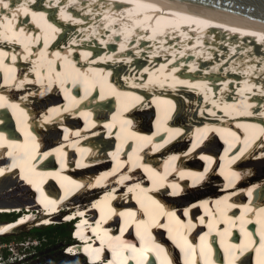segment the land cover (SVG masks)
Wrapping results in <instances>:
<instances>
[{
  "label": "bare ground",
  "instance_id": "6f19581e",
  "mask_svg": "<svg viewBox=\"0 0 264 264\" xmlns=\"http://www.w3.org/2000/svg\"><path fill=\"white\" fill-rule=\"evenodd\" d=\"M8 2L0 213H28L0 236L62 216L90 263L264 264V36L146 0Z\"/></svg>",
  "mask_w": 264,
  "mask_h": 264
},
{
  "label": "rangeland",
  "instance_id": "374dc122",
  "mask_svg": "<svg viewBox=\"0 0 264 264\" xmlns=\"http://www.w3.org/2000/svg\"><path fill=\"white\" fill-rule=\"evenodd\" d=\"M136 117L138 118L140 123H143V126L145 128L148 127L147 129H149V126H152L153 114L151 113L141 114V115L138 114ZM263 167L259 168V171H260L259 174L261 176H262L261 173L264 171ZM21 183L20 185H22ZM212 184L214 183H211V185ZM211 185H209L206 188L211 187ZM31 187H25V188H28L26 190L22 186L17 192H14L13 195H16V196L10 199L12 201L17 200L16 203L13 202L14 204L28 203L29 200L35 202V200H37V197L35 196V193L34 195H31L32 194ZM36 189L38 190V188ZM212 191L213 189H210L208 191L204 190L201 193L199 192V194H202V193L205 194L206 192H212ZM199 194L196 197L194 196V198L186 197L185 199L188 201L192 200L191 202L196 201L197 199L202 198L203 196ZM90 196H89V199H91ZM209 196H211V194H209ZM4 198L5 197H0V200L5 201L3 200ZM10 199L7 198V200H10ZM85 200L82 201L81 203L85 204L87 201ZM10 218L12 217H5L3 219H0V223H6L8 222L7 220H10ZM56 221L58 222L57 225L64 224L65 222L64 219L63 220L57 219ZM12 222H15V221H12ZM31 227L20 228L18 230H15V232L10 235L3 236V237L0 236V264H89L90 263L86 261V257L84 256H70L67 254L68 251L66 253L65 246L68 245V241L66 237L59 238L57 242L56 241L54 242L55 240L54 238L40 240L33 235L34 229L33 227L32 228ZM90 264H95L92 261V258H91Z\"/></svg>",
  "mask_w": 264,
  "mask_h": 264
},
{
  "label": "water",
  "instance_id": "95a60500",
  "mask_svg": "<svg viewBox=\"0 0 264 264\" xmlns=\"http://www.w3.org/2000/svg\"><path fill=\"white\" fill-rule=\"evenodd\" d=\"M264 36V0H146Z\"/></svg>",
  "mask_w": 264,
  "mask_h": 264
},
{
  "label": "trees",
  "instance_id": "16d2710c",
  "mask_svg": "<svg viewBox=\"0 0 264 264\" xmlns=\"http://www.w3.org/2000/svg\"><path fill=\"white\" fill-rule=\"evenodd\" d=\"M10 220H12V219L10 218ZM33 229H34L33 235L40 240L54 238L55 239L54 242L55 241L57 242L59 240V238H65L66 237L68 244L70 243V245L75 240L73 238V231H75V230H74V228L72 229L71 224H65V225L59 224V225H55V226H51V227H40V228L36 227ZM1 237H3V236H1ZM72 238L74 239L73 241H72ZM76 238H78L80 240L79 235H77ZM88 256L90 257V254H88Z\"/></svg>",
  "mask_w": 264,
  "mask_h": 264
},
{
  "label": "snow or ice",
  "instance_id": "6c2138e0",
  "mask_svg": "<svg viewBox=\"0 0 264 264\" xmlns=\"http://www.w3.org/2000/svg\"><path fill=\"white\" fill-rule=\"evenodd\" d=\"M144 0H136V3L138 5L143 4ZM0 8L8 9L9 8V2L8 0H0ZM251 195V193H249ZM261 247L264 248V243L261 244Z\"/></svg>",
  "mask_w": 264,
  "mask_h": 264
},
{
  "label": "clouds",
  "instance_id": "9594fccd",
  "mask_svg": "<svg viewBox=\"0 0 264 264\" xmlns=\"http://www.w3.org/2000/svg\"><path fill=\"white\" fill-rule=\"evenodd\" d=\"M65 247H66V246H65ZM65 247H64V248H65Z\"/></svg>",
  "mask_w": 264,
  "mask_h": 264
}]
</instances>
